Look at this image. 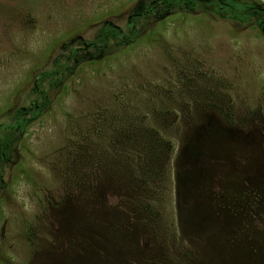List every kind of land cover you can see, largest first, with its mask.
Wrapping results in <instances>:
<instances>
[{"label":"rangeland","instance_id":"obj_1","mask_svg":"<svg viewBox=\"0 0 264 264\" xmlns=\"http://www.w3.org/2000/svg\"><path fill=\"white\" fill-rule=\"evenodd\" d=\"M137 5L0 0L1 126L79 50L49 108L0 129V264H264V35L175 10L84 59Z\"/></svg>","mask_w":264,"mask_h":264},{"label":"trees","instance_id":"obj_2","mask_svg":"<svg viewBox=\"0 0 264 264\" xmlns=\"http://www.w3.org/2000/svg\"><path fill=\"white\" fill-rule=\"evenodd\" d=\"M262 1L138 0V5L126 15L123 22L112 23L109 20L100 23L92 39L83 41L79 49L83 52L84 59L92 60L112 47H125L135 41L144 23L164 19L175 10L185 12L194 11L198 8L208 9L212 16L218 20L234 22L242 27H254L264 35V0ZM78 51L76 49L66 56L62 64L54 65L46 72H36L26 96L25 106L6 112L3 116L8 118L9 123L0 125L1 130L20 133L33 119L49 108V92L61 86L65 74L69 71L63 69V64L65 67H70V63L75 61L72 60V56L76 55ZM9 160L8 144L0 138V190L6 185L5 174L8 172Z\"/></svg>","mask_w":264,"mask_h":264},{"label":"flooded vegetation","instance_id":"obj_3","mask_svg":"<svg viewBox=\"0 0 264 264\" xmlns=\"http://www.w3.org/2000/svg\"><path fill=\"white\" fill-rule=\"evenodd\" d=\"M51 66L49 65V67H46V68H41L40 69V67H39V70L37 71L38 73H40V72H46V71H48V70H50L51 68H50ZM63 69H65V71H67V70H69V67H65V64H63ZM62 67H61V70H62Z\"/></svg>","mask_w":264,"mask_h":264}]
</instances>
